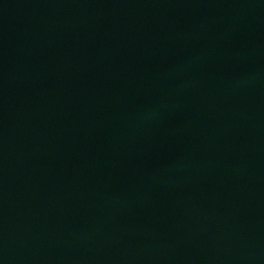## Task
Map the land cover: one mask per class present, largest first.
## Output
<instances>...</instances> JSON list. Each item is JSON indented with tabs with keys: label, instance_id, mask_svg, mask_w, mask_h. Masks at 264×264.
Here are the masks:
<instances>
[{
	"label": "water",
	"instance_id": "obj_1",
	"mask_svg": "<svg viewBox=\"0 0 264 264\" xmlns=\"http://www.w3.org/2000/svg\"><path fill=\"white\" fill-rule=\"evenodd\" d=\"M0 264H264V0H0Z\"/></svg>",
	"mask_w": 264,
	"mask_h": 264
}]
</instances>
